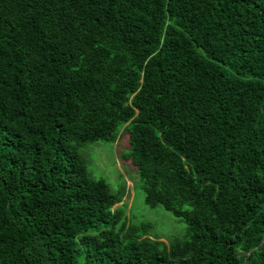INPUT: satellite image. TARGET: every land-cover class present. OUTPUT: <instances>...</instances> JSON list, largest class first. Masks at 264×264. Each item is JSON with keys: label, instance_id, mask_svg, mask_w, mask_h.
I'll return each mask as SVG.
<instances>
[{"label": "trees", "instance_id": "1", "mask_svg": "<svg viewBox=\"0 0 264 264\" xmlns=\"http://www.w3.org/2000/svg\"><path fill=\"white\" fill-rule=\"evenodd\" d=\"M120 134L183 242L89 171ZM263 237L264 0H0V264H264Z\"/></svg>", "mask_w": 264, "mask_h": 264}, {"label": "rangeland", "instance_id": "2", "mask_svg": "<svg viewBox=\"0 0 264 264\" xmlns=\"http://www.w3.org/2000/svg\"><path fill=\"white\" fill-rule=\"evenodd\" d=\"M128 148V136L120 134L114 144L97 142L87 145L80 152L94 178L105 179L112 189L124 187L125 196L113 209L122 208L126 225H148L147 235L167 245L183 242L188 238L186 224L162 206L152 207L145 202L143 182L131 163L122 156Z\"/></svg>", "mask_w": 264, "mask_h": 264}, {"label": "water", "instance_id": "3", "mask_svg": "<svg viewBox=\"0 0 264 264\" xmlns=\"http://www.w3.org/2000/svg\"><path fill=\"white\" fill-rule=\"evenodd\" d=\"M264 241V237H263V239H262V242Z\"/></svg>", "mask_w": 264, "mask_h": 264}]
</instances>
